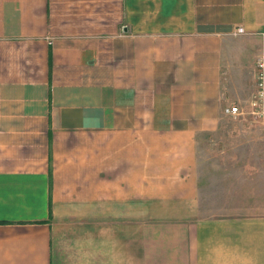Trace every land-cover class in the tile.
Masks as SVG:
<instances>
[{"label": "crops", "instance_id": "1", "mask_svg": "<svg viewBox=\"0 0 264 264\" xmlns=\"http://www.w3.org/2000/svg\"><path fill=\"white\" fill-rule=\"evenodd\" d=\"M262 47L264 0H0V264H264V125L198 203Z\"/></svg>", "mask_w": 264, "mask_h": 264}, {"label": "rangeland", "instance_id": "2", "mask_svg": "<svg viewBox=\"0 0 264 264\" xmlns=\"http://www.w3.org/2000/svg\"><path fill=\"white\" fill-rule=\"evenodd\" d=\"M257 119H252L249 116H235L231 117L229 115H223L219 121V132L210 135L206 134L202 138L203 149L205 143L207 145H213L219 147V150L212 149L207 146V149L202 150L199 154V158L202 162V174L203 180L199 185L198 192V203L202 209L201 218L209 219L215 213H223V209L229 207H240L242 201L238 198V190L233 192V195L225 194V162L235 158L236 160H241L242 149L241 145L239 146V151H226V145L230 143H242L246 137L243 138L240 134V130L243 128H254L263 126L264 122ZM260 124V125H259ZM236 132V133H234ZM236 134V135H231ZM249 143L255 144V141L248 139ZM247 140V141H248ZM246 141V142H247ZM257 143V142H256ZM225 149V150H224ZM235 149V148H234ZM229 156V157H228ZM237 156V157H236ZM211 164V165H210ZM217 166V167H215ZM237 185H234V187ZM226 213V211H224Z\"/></svg>", "mask_w": 264, "mask_h": 264}, {"label": "built area", "instance_id": "3", "mask_svg": "<svg viewBox=\"0 0 264 264\" xmlns=\"http://www.w3.org/2000/svg\"><path fill=\"white\" fill-rule=\"evenodd\" d=\"M241 28L232 31L233 34L241 32ZM254 88L243 103L230 104L223 109L226 115L249 116L264 122V47L254 58Z\"/></svg>", "mask_w": 264, "mask_h": 264}]
</instances>
